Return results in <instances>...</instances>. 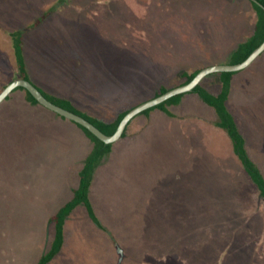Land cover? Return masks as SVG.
<instances>
[{
  "label": "rangeland",
  "instance_id": "374dc122",
  "mask_svg": "<svg viewBox=\"0 0 264 264\" xmlns=\"http://www.w3.org/2000/svg\"><path fill=\"white\" fill-rule=\"evenodd\" d=\"M57 1L0 0V89L18 76L8 32L23 29L34 37L24 51L41 90L70 92L90 113L104 118L109 115L88 99L109 107L118 98L119 113L153 97L161 86L183 81L184 72L228 64L227 47L240 38L248 40L256 20L248 0ZM39 5L49 8L45 15L52 37L40 36L48 33L47 26L38 31L32 26L42 10ZM8 22L15 23L12 29L6 28ZM220 74L204 81L213 92L220 89ZM241 74L240 103L250 108L245 111L238 99L228 107L264 173V66ZM182 102L168 107L175 117L160 119L161 111L137 116L129 136L141 117L157 121L143 125L131 142L115 143L116 165L103 168L110 163L108 155L96 172L90 199L104 204L95 201L98 215L112 210L117 221L112 229L102 220L109 230L101 224L97 232L87 221L69 223L74 235L66 245L67 264L77 257L74 264H111V249L102 242L107 237L123 245L121 264H264V199L234 155L228 135L213 125V109L203 113L190 99ZM7 107L0 111V127L9 129L6 141L0 136V264H33L53 238L50 228L42 234L44 218L72 198L69 186L78 185V162L89 148L74 122L44 114L50 111L43 106H35L39 112ZM50 116L73 127L50 123ZM18 173V180L6 179ZM11 185L16 193H8ZM144 194L154 200L137 213ZM30 196L32 203L25 204ZM2 201L23 209V228L7 222L14 220L15 211L4 210Z\"/></svg>",
  "mask_w": 264,
  "mask_h": 264
},
{
  "label": "trees",
  "instance_id": "16d2710c",
  "mask_svg": "<svg viewBox=\"0 0 264 264\" xmlns=\"http://www.w3.org/2000/svg\"><path fill=\"white\" fill-rule=\"evenodd\" d=\"M65 0H60V2H64ZM255 12L257 13V21L254 27L253 34L251 37L240 43L236 50H234L230 57V64H239L243 62L259 45L264 41V9L260 7L258 4L248 0ZM259 2L262 6H264V0H255ZM43 20V18H42ZM41 20H38L39 23ZM36 23V24H37ZM35 26V25H34ZM26 31H14L10 33V37L12 40V48L14 53V58L16 62V67L18 70L17 79H25L31 81V77L29 75L25 56L23 49V38ZM202 70V68H198L190 73L184 72L182 74L183 81L178 82L173 87H165L161 86L159 92L154 93L153 97L145 100L148 101L154 97L159 96L181 85H185L193 80V78ZM239 72H224L219 76L220 79V89L217 93L211 92L207 88H205L204 82L200 83L192 92L187 94H182L175 96L169 99L167 102L162 103L154 108H151L142 114L141 116H149L153 111H161L168 116H173L172 113L168 110V107L179 105L184 96L188 94L196 95L199 100L205 105L209 106L213 109L216 118L213 121V125L216 128L222 129L229 137L232 150L234 155L240 161L244 171L248 174L253 184L257 187L260 192L261 197L264 199V173L257 163L250 156L246 136L242 133L239 125L229 110L227 105L229 95L231 92L232 78L238 74ZM6 86L0 89V93ZM40 89V88H39ZM21 90L25 91L26 99L28 103L33 106H41L38 101L24 88H17L15 91ZM41 90V89H40ZM42 91V90H41ZM42 93L45 97L53 102L54 104L61 106L73 113H76L89 122L94 124L98 129H100L106 135H113L121 122V120L125 117V115L131 111L133 108L138 106L139 104L145 102H134L131 107L126 108L115 115V118L111 122H105L93 117L88 116L87 114L81 112L78 108L74 106V104L67 99L60 98L51 94H48L44 91ZM9 97L7 98V100ZM135 119V118H134ZM133 119V120H134ZM132 120V121H133ZM132 121L127 126L122 138H125L128 135V129L131 125ZM76 124V123H75ZM88 137V139L93 143V148L91 152L86 157L83 167L79 172V185L73 191V198L66 203L52 218L51 222L55 224V237L52 242L51 248L48 252L42 255L37 264H48L51 262L62 250L64 245V225L66 219L72 214V212L80 205H84L89 217L96 223L101 226L99 220L95 215L93 206L89 199L90 188L92 186V182L94 179V174L97 168L101 165L102 161L105 157H107L113 148V144H105L100 141L96 136H94L90 131L86 128L76 124Z\"/></svg>",
  "mask_w": 264,
  "mask_h": 264
},
{
  "label": "crops",
  "instance_id": "0c3cea01",
  "mask_svg": "<svg viewBox=\"0 0 264 264\" xmlns=\"http://www.w3.org/2000/svg\"><path fill=\"white\" fill-rule=\"evenodd\" d=\"M58 1H60V0H58ZM57 1V2H58ZM56 2V1H55ZM55 2L53 3V4H51V7H50V12H51V10H52V8H54V4H55ZM250 3V2H249ZM251 4V3H250ZM252 6V5H251ZM38 7H40L42 10L41 11H39L38 12V15H36V20L35 21H33L32 22V26L34 27V29L35 30H39L40 28H42V27H44V26H47L46 27V29H47V31H48V33H45V32H43V34L41 35L40 33V36H43L44 38H49L50 36L52 37L53 36V32H54V30H52V27L50 26V23H49V21H50V18L48 17V15L46 16L45 14H46V11L47 10H49V8H47V10H44V8H42V6H38ZM255 11V10H254ZM255 14H256V20L252 23V25H250V34H251V32L252 31H254V27H255V25H256V21H257V13L255 12ZM42 18H43V20H42ZM9 20H13V19H9ZM38 20H41L39 23H37L38 22ZM37 23V24H36ZM15 23H13V22H8V24H7V26H6V28H9V29H12V25H14ZM35 25V26H34ZM23 29H21V31H22ZM14 31H20V29L18 30V29H13L12 31H9L8 32V34L10 35V33L11 32H14ZM40 32V31H39ZM28 33V34H27ZM30 36V37H29ZM32 35H30V33L29 32H26L25 33V35H24V38H23V49H24V46L26 45V44H28V43H30L29 41L30 40H32V39H34V37L32 36ZM11 38V37H10ZM12 41V40H11ZM244 41H246V39H243V38H240L239 40H238V43H235V44H229V47H227V48H231V50L230 51H225L224 53H227V60H229L230 61V57H231V54H232V52L234 51V50H236L237 49V47H238V45L240 44V43H242V42H244ZM28 48V47H27ZM24 56H25V61H26V66H27V69H28V72H29V75H30V77H31V81L38 87V88H40L41 89V86L39 87V83L33 78V74H34V69H33V67H32V64L30 63V61H29V55H28V53L26 52V51H24ZM228 64H230V63H228ZM263 67L264 66V52L249 66V67H247L246 69H253V68H255V67ZM86 67H89V66H84L83 67V69L85 70L86 69ZM209 67V66H208ZM29 68H30V70H29ZM200 68H202V69H204V68H206V67H200ZM88 69V68H87ZM196 69H198V68H194V70H196ZM246 69H244V70H246ZM32 70V71H31ZM79 70H81V67L79 68ZM194 70H191V71H194ZM248 72V71H247ZM240 73V74H239ZM238 74H236L233 78H232V85H231V92H230V95H229V99H228V103H227V105H229V102H231V101H233V102H235L237 99V101H238V103H239V105L241 104L242 105V107L244 108V110L245 111H247L250 107H245V106H243L245 103H240L242 100H241V98H242V90H244V82H243V79H242V77H241V75H243V74H241V71L239 72ZM35 77H37V73L35 72ZM67 78H69V76L67 75ZM207 78V77H206ZM206 78L202 81V82H204L205 80H206ZM209 80V79H208ZM213 81H215V80H210V83H212ZM219 81H220V79H219ZM201 82V83H202ZM205 88H207L208 90H210L209 89V84H206L205 82H204V85H203ZM237 87H239L240 88V91L239 92H237ZM58 91V89L57 90H52V89H50V91H48V94H51V95H54V96H57V97H60V98H64V99H67V100H70L73 104H74V106L76 107V108H78L81 112H83V113H85V114H87L88 116H90V117H93V118H96V119H99V120H102V121H105V122H111V121H113L114 120V118H115V116H114V114H116V105H117V103L119 102L118 101V98L116 99V101H115V103H114V105L113 104H111L112 106H102V105H99V104H96V102L91 98V99H88V101H91V103H89V104H91V106L93 105V106H96V108H101V109H103L102 111H103V113L104 114H107V115H109V116H107L106 118H104V117H98L97 115H93L92 113H90L89 112V110H88V107H86L87 106V104L85 105V104H82L80 101H79V99H77V97H75L72 93L70 94V92H62V93H58L57 92ZM211 91V90H210ZM25 92V91H24ZM211 92H213V91H211ZM218 92V91H217ZM217 92H215V93H217ZM237 92V93H236ZM21 93H23V91H21V90H17V91H13L11 94H10V96H9V99L7 100H5L3 103H1L0 104V111H4V113H5V111H6V109L8 108L7 106H13V108H17V109H23L24 107L26 108V109H31V110H33V109H36L38 112L39 111H41V110H39L38 108H36L35 106H33V105H31L30 103H28V101H27V99H26V93L25 94H21ZM77 95L78 96H80V94L77 92ZM184 99H186V100H188V99H190L191 101H193L194 102V104H196L195 106H194V108L196 107L198 110H200L201 112H206V110L207 109H212V108H210L209 106H207V105H205L204 103H202L200 100H199V98L196 96V95H192V94H188V95H186V96H184L183 97V99L181 100V102H180V104H182L183 102V100ZM112 101H113V95H112ZM88 103V102H87ZM197 103H199V104H197ZM198 105H200V106H198ZM175 106H178V105H175ZM198 106V107H197ZM171 107V106H170ZM173 107V106H172ZM205 107V108H204ZM251 109H253V108H251ZM169 110V109H168ZM229 110H231V109H229ZM170 111V110H169ZM43 112V111H42ZM155 112H159L158 110H156ZM171 112V111H170ZM232 112V111H231ZM3 112L1 113V115L2 114H4ZM44 114H46V115H49L48 113H51V111L50 112H48V111H46V112H43ZM172 113V112H171ZM17 114H19V113H17ZM17 114H16V116H17ZM175 114L176 113H172V115L173 116H170V117H175ZM233 114V113H232ZM234 115V114H233ZM15 116V117H16ZM247 116H248V113H247ZM18 117V116H17ZM60 117V116H59ZM110 117V118H109ZM145 118L146 117H150V115L149 116H144ZM165 117H168V115L167 114H165V113H163V112H161V115H158V118H160V119H162V118H165ZM234 117H236V116H234ZM142 119H140V123H136V127H137V129L135 130V132L133 133V134H131V136H129V135H127L125 138H121V139H124V140H122V141H129L130 140V142L132 141V137L134 136V135H136L139 131H141L142 129H143V125H145V126H147V125H151V124H155V122L157 121V120H152V121H150V122H147L146 120H145V118H143V117H141ZM249 116H248V120L247 121H249ZM236 119V118H235ZM50 123H54V124H58V125H60V126H65V125H67V126H70V127H73V126H71L70 124H68L66 121H62V120H60L59 118H56V117H54V116H50V120H48ZM237 121V120H236ZM18 122H21V120H19ZM8 123H12V121H10V122H8ZM133 123H135V122H133L132 121V125H133ZM238 123V122H237ZM252 124V123H251ZM138 125V126H137ZM238 125H239V123H238ZM253 125V124H252ZM131 126V125H130ZM130 126H129V128H130ZM241 126V125H240ZM240 126H239V128H240ZM0 129H2L3 131H0V136H1V138L4 140V141H6V138H7V134L9 133V129L7 128V126L6 125H3V126H1L0 127ZM241 129V128H240ZM4 130H7L8 132H5ZM129 130V129H128ZM83 137H84V139H85V141L87 142V144H88V147L87 148H89V152L87 153V156H88V154L91 152V150H92V148H93V144L91 143V141L88 139V137L85 135V133L84 134H82L81 132H79ZM192 136H188L187 135V139L188 140H192ZM121 139L119 140V141H121ZM119 141H117V142H119ZM116 142V143H117ZM87 148H86V150H87ZM117 150V146L115 145V143L113 144V148H112V151H111V153L109 154V158H110V163L109 164H107L106 166H104L103 168H107L106 170L108 171V170H110L111 168H114V166L116 165V163H115V161H116V151ZM183 150V149H182ZM21 158H23V156H25L24 154H20L19 155ZM86 156V157H87ZM86 157L85 158H82L79 162H78V164H79V166L77 167V172H80V170L82 169V167H83V164H84V161H85V159H86ZM106 159V157L104 158V160ZM104 160L102 161V163H101V165L103 164V162H104ZM181 160H182V158H181ZM101 165L97 168V170H96V172L98 173V171H99V169H101ZM102 168V169H103ZM47 169H49V167L47 166V167H45V170H47ZM32 170H35V168H33ZM95 172V173H96ZM97 173L96 174H94V177L96 178V175H97ZM20 173H18V174H14L13 175V177H11V176H6V179H11V183L12 182H14V181H16V180H18L19 178H17L18 177V175H19ZM25 173L24 172H21V174H20V176H23ZM79 174V173H78ZM77 177V176H76ZM75 177V178H76ZM94 180V179H93ZM11 183H8V184H11ZM92 184H93V182H92ZM78 185H79V182H78ZM78 185H75V186H72L71 184H70V189H71V191H72V193H73V191H74V189H76L77 187H78ZM11 187V189L10 190H12V192H9L8 191V193L9 194H12V193H16V186H14V185H11L10 186ZM69 187H68V190L70 191V189H69ZM99 189V191H101V188L99 187V186H96V193H99L97 190ZM3 193V192H2ZM6 193V192H5ZM90 194L93 196L94 194H95V191H93L92 192V186H91V188H90V193H89V199H90ZM34 196H35V194H34ZM35 198H39L38 196H35ZM72 198H73V196H72ZM71 198V199H72ZM33 198H31V196L30 197H28V199H27V201L25 202V204H31L32 202H31V200H32ZM70 199V200H71ZM140 199H142L143 200V202L142 203H139L138 205H136V208H137V213H138V211H139V213H142V212H144V210L147 208V206H148V203H150L151 202V200H154V198L153 197H150V196H148L147 194H144L143 196H141V198ZM149 200V202H146L145 200ZM69 200V201H70ZM101 200V199H100ZM18 201L19 202H23V200H21V199H19L18 198ZM69 201H67L66 203H68ZM95 201H97L96 200V197L95 198H93V200L91 201V199H90V202H91V204H92V206H93V209H94V212H95V215H96V217H97V219H99V221H100V224H102V227H101V229L102 228H106V229H108L109 228V226H111V228L113 229V227H112V225H113V223L114 222H116L117 220L115 219V217L113 216V213L112 212H114V211H112V210H109L110 211V213H107V214H101V215H98V213H97V211H96V208H95ZM3 202V205H1V207H4V210H5V208L6 209H13L14 211H15V218H14V220H7V222L11 225V226H13V227H15V228H17V227H19V228H23L22 227V225H21V223L23 222L22 220H23V217H22V215H21V211L23 210V209H20V206L19 207H15L14 206V202L12 203V207L10 206V203L8 204L6 201H2ZM100 205H104L103 203H100L99 202V200L97 201ZM66 203H64V205L66 204ZM8 205H9V207H8ZM64 205H62L56 212H48L47 213V215L45 216V218H44V225H43V230H42V234H45V231H46V229L48 228H50V237L52 236L53 238L51 239V242H50V247L42 254V255H44L46 252H48L49 250H50V248H51V245H52V242H53V240H54V237H55V224L53 223V222H51V218L64 206ZM150 206H151V203H150ZM105 207V206H104ZM149 207V206H148ZM105 208H107V207H105ZM150 208V207H149ZM82 209H84L85 210V212H86V214H87V216H88V219L89 220H86L85 218H83V216H81V214H84L83 212H81L80 213V211L82 210ZM80 210V211H79ZM143 210V211H142ZM145 213H147V212H145ZM82 217V218H81ZM102 220H105L106 222H109V226L106 224L105 225V223L102 221ZM73 221H76V224H78V223H80V222H83V221H87V222H89V224H90V226L92 227V228H94L95 229V231L97 232V231H101L100 230V228H99V226L96 224V223H94V221L89 217V215H88V213H87V211H86V209H85V207H84V205H80V206H78L73 212H72V214L66 219V221H65V225H64V245H63V247H62V250L60 251V253L51 261V262H49L48 264H67V257H66V252H67V247H66V245H67V241L68 240H70L69 238L70 237H72L74 234H70V224L69 223H71V222H73ZM95 224H96V226H95ZM112 229H110L111 231H112ZM109 230V229H108ZM16 233H17V231H16ZM42 234H41V236H42ZM70 234V235H69ZM69 235V236H68ZM36 237H38L39 238V235H35ZM116 238V237H115ZM115 238H105L102 242L103 243H105V244H107L109 247H110V249H111V252H112V260H111V264H121V258H120V255H121V253L123 252V248H122V244L119 242V240H117V239H115ZM121 244V245H120ZM119 249L122 251L121 253H119ZM42 255H40V257L42 256ZM40 257H36L35 256V262L33 263V264H37L38 263V261H39V259H40ZM60 260V261H59ZM73 263L72 264H74L75 262L76 263H79V258L77 257L75 260H73L72 261Z\"/></svg>",
  "mask_w": 264,
  "mask_h": 264
},
{
  "label": "water",
  "instance_id": "95a60500",
  "mask_svg": "<svg viewBox=\"0 0 264 264\" xmlns=\"http://www.w3.org/2000/svg\"><path fill=\"white\" fill-rule=\"evenodd\" d=\"M250 1L258 4L260 7L264 9V6H262L259 2L255 0H250ZM263 52H264V41L243 62L239 64L216 65V66H209V67L202 69L193 78L191 82L185 85L178 86L171 90H168L167 92L160 94L159 96L154 97L148 101H145L139 104L138 106H136L135 108H133L121 120V122L119 123L113 135H106L105 133H103L100 129H98L94 124L89 122L84 117L76 113H73L61 106L54 104L53 102H51L45 97L42 91L33 82L29 80L20 78V79H15L9 84H7L6 87L0 93V104L3 103L14 90H16L17 88H24L44 108L48 109L49 111L57 114L58 116L66 120H69L71 122H74L86 128L88 131H90L94 136H96L100 141L104 142L105 144L107 145L114 144L122 138V135L124 134L129 123L134 118L142 114L143 112L151 108H154L162 103H165L169 99L175 96L192 92L210 74L224 73V72H240L246 69L247 67H249ZM121 252L122 251L119 249V253Z\"/></svg>",
  "mask_w": 264,
  "mask_h": 264
}]
</instances>
